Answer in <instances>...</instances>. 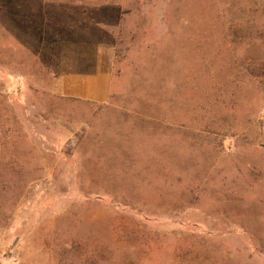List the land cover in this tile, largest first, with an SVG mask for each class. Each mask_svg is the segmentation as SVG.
<instances>
[{"label":"rangeland","instance_id":"1","mask_svg":"<svg viewBox=\"0 0 264 264\" xmlns=\"http://www.w3.org/2000/svg\"><path fill=\"white\" fill-rule=\"evenodd\" d=\"M0 264H264V0H0Z\"/></svg>","mask_w":264,"mask_h":264},{"label":"crops","instance_id":"2","mask_svg":"<svg viewBox=\"0 0 264 264\" xmlns=\"http://www.w3.org/2000/svg\"><path fill=\"white\" fill-rule=\"evenodd\" d=\"M86 63V62H85ZM84 62L74 63L55 74L52 91L64 97L103 103L111 94L112 73L103 66H85ZM87 64V63H86Z\"/></svg>","mask_w":264,"mask_h":264}]
</instances>
